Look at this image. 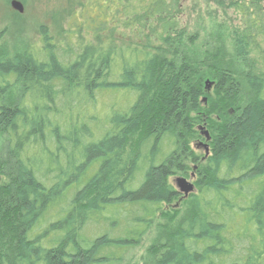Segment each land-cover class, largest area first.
Segmentation results:
<instances>
[{
  "label": "trees",
  "instance_id": "trees-1",
  "mask_svg": "<svg viewBox=\"0 0 264 264\" xmlns=\"http://www.w3.org/2000/svg\"><path fill=\"white\" fill-rule=\"evenodd\" d=\"M82 1L66 46L0 34V264L121 262L189 162L197 191L143 264H264V0H221L239 23L205 51L180 0Z\"/></svg>",
  "mask_w": 264,
  "mask_h": 264
},
{
  "label": "rangeland",
  "instance_id": "rangeland-1",
  "mask_svg": "<svg viewBox=\"0 0 264 264\" xmlns=\"http://www.w3.org/2000/svg\"><path fill=\"white\" fill-rule=\"evenodd\" d=\"M11 1L0 0L1 41L9 53H23L28 50L37 51L42 49L44 43L43 27H46L48 36L52 37L54 41L64 44V46L75 41L74 36L67 34V32L72 29L76 30L81 25L78 13L81 9L79 2H83L82 0H19L24 5L22 13L12 7ZM180 6L179 22L189 33H199L198 49L205 51L212 48L211 45L221 41L220 44H225L224 48L229 50L226 45L229 46L230 43L223 30H226L227 25L231 27L234 26L233 23L238 24L239 22L237 15L232 10L224 7L221 0H180ZM219 33L224 38L219 39ZM107 98L99 97L97 107L100 108ZM92 114L100 116L96 110L91 111ZM198 129L200 134L206 137L204 134L206 130L199 127ZM205 143L206 140L195 139L191 141V146L196 154L204 155L206 153ZM187 164L191 167L189 173L187 175L179 173L171 176L170 183L178 190L177 179L185 177L195 185L194 191H197V175L195 173L199 164L190 162ZM180 194L179 198L170 204L164 205L163 211L143 236L140 243L131 247L123 256L122 261L117 264H143L142 260L158 234L164 229H170L176 225V221H179L184 211H186L189 195L186 196L181 192ZM173 217L174 221H171Z\"/></svg>",
  "mask_w": 264,
  "mask_h": 264
},
{
  "label": "water",
  "instance_id": "water-1",
  "mask_svg": "<svg viewBox=\"0 0 264 264\" xmlns=\"http://www.w3.org/2000/svg\"><path fill=\"white\" fill-rule=\"evenodd\" d=\"M11 5L14 9L18 10L19 12H23L24 11V5L21 1L19 0H12L11 1ZM207 87H209V81L207 82ZM204 134L206 135L207 141L210 139V135L209 133L206 131L204 132ZM205 148H206V152L208 154V144L205 143ZM177 185H178V190L181 193H184V195L188 196L190 193L194 192L195 189V185L191 182H189L185 177H179L177 179Z\"/></svg>",
  "mask_w": 264,
  "mask_h": 264
}]
</instances>
